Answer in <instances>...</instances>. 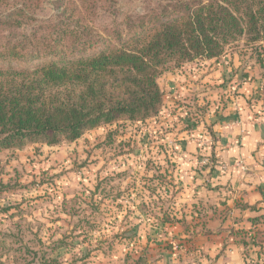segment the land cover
Masks as SVG:
<instances>
[{"label":"rangeland","instance_id":"374dc122","mask_svg":"<svg viewBox=\"0 0 264 264\" xmlns=\"http://www.w3.org/2000/svg\"><path fill=\"white\" fill-rule=\"evenodd\" d=\"M2 1L0 12L23 6L28 17L0 28V51L21 42L31 60L13 65L28 68L128 44L142 32V20L146 28L150 16L177 0ZM225 55L253 71L264 61V41L243 37L219 59ZM168 67L158 79L159 115L103 124L74 142L30 141L0 151V264H264V211L250 225L237 212L242 204L214 196L219 189L203 184L208 192H199L192 177L209 179L205 168H214L213 157L179 155L180 148L193 149L182 134L198 128V116L210 130L204 116L215 103L225 105L222 95L228 101L229 81L202 84L198 94L188 72L185 88L171 91L174 82L164 77L179 68ZM228 245L243 247L239 257L226 255Z\"/></svg>","mask_w":264,"mask_h":264},{"label":"trees","instance_id":"16d2710c","mask_svg":"<svg viewBox=\"0 0 264 264\" xmlns=\"http://www.w3.org/2000/svg\"><path fill=\"white\" fill-rule=\"evenodd\" d=\"M27 14L23 6L1 11L0 28L20 26ZM147 23L145 28L142 20V32L128 44L38 67L13 65L31 60L21 42L2 45L0 59L7 66L0 67V151L20 150L30 141L74 142L103 124L159 115L164 94L158 79L168 66L218 60L243 37L264 41V0H177ZM259 64L264 70V61Z\"/></svg>","mask_w":264,"mask_h":264},{"label":"crops","instance_id":"0c3cea01","mask_svg":"<svg viewBox=\"0 0 264 264\" xmlns=\"http://www.w3.org/2000/svg\"><path fill=\"white\" fill-rule=\"evenodd\" d=\"M188 72L193 75L191 86L195 87L198 94L201 93L202 84L219 83L227 79L229 86H226L225 91L229 93V99L225 101L222 95L220 100L225 105L215 103L205 114L204 121L210 130L204 131L202 119L198 116L201 120L198 128L190 135L182 134V138L186 136V140L190 139L187 147L191 144L193 149L180 148V159L194 158V152L199 157H213L214 168H205L210 178L204 179L203 175H198L197 179L192 177V187L205 195L208 192L205 185L219 189L221 192L218 190L214 196H222L230 206L242 204V209L237 212L251 225L249 219L258 214L251 209L264 208V70L256 66L253 71H249L241 60H233L231 55H225L222 59L185 65L176 73L164 77L168 82H174L168 84L169 90L183 87L182 82L186 80ZM210 131L214 133L213 136ZM191 171L196 174L193 169ZM233 211L236 212L235 209ZM210 246L206 245V251L212 249ZM242 248L238 245L229 246L226 255L239 257ZM200 261L202 264L207 263L205 259ZM189 262L194 264L193 261ZM235 263L241 261L233 259L231 263L226 261L225 264Z\"/></svg>","mask_w":264,"mask_h":264}]
</instances>
